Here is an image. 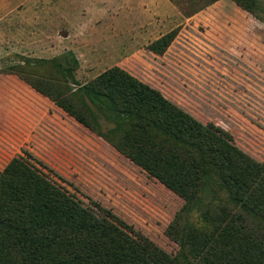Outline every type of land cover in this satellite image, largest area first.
Returning <instances> with one entry per match:
<instances>
[{
	"label": "rangeland",
	"instance_id": "obj_1",
	"mask_svg": "<svg viewBox=\"0 0 264 264\" xmlns=\"http://www.w3.org/2000/svg\"><path fill=\"white\" fill-rule=\"evenodd\" d=\"M114 66L262 162L264 20L234 0H0V212L70 264H176L184 199L24 79L91 106L79 87Z\"/></svg>",
	"mask_w": 264,
	"mask_h": 264
},
{
	"label": "trees",
	"instance_id": "obj_2",
	"mask_svg": "<svg viewBox=\"0 0 264 264\" xmlns=\"http://www.w3.org/2000/svg\"><path fill=\"white\" fill-rule=\"evenodd\" d=\"M234 1L264 20V0ZM174 37L171 31L150 47L163 52ZM24 79L184 199L174 226L176 264H264V161L239 149L227 131L118 66L79 87L91 106L50 79ZM100 118L112 127L104 130ZM70 263L0 212V264Z\"/></svg>",
	"mask_w": 264,
	"mask_h": 264
}]
</instances>
